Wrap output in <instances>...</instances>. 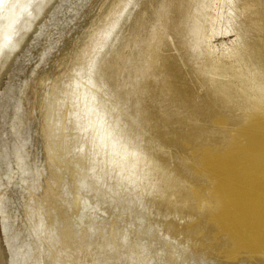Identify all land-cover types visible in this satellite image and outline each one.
<instances>
[{
  "label": "rangeland",
  "instance_id": "1",
  "mask_svg": "<svg viewBox=\"0 0 264 264\" xmlns=\"http://www.w3.org/2000/svg\"><path fill=\"white\" fill-rule=\"evenodd\" d=\"M263 185L264 0H0V264H264Z\"/></svg>",
  "mask_w": 264,
  "mask_h": 264
},
{
  "label": "bare ground",
  "instance_id": "2",
  "mask_svg": "<svg viewBox=\"0 0 264 264\" xmlns=\"http://www.w3.org/2000/svg\"><path fill=\"white\" fill-rule=\"evenodd\" d=\"M127 15H128V17L125 19V21H127V22H134V18L131 17L132 14H127ZM115 32L118 33V34H120V35H122V33L120 32V30H116ZM194 32H195V28L192 26L190 28L189 35L192 37L194 35ZM118 37H119V35H115L113 37V40L115 41ZM102 55H103V53L100 56L98 55L96 57V60H95L94 64L92 65L93 70H90V73L94 74V76H96V72L99 69V67L101 66V62L103 61V56ZM132 55L133 54H131L130 58L132 57ZM106 63H107V61H106ZM106 63L103 66L104 70L107 73L105 76L112 75V72L110 71V69H112V68L110 66H108V63L107 64ZM134 65L137 66V64H134ZM127 66H128V64H127ZM128 68H129V66H128ZM168 70L169 69H167V71ZM113 71L117 74V76H116V78H117L118 77V74H119L118 71H116V70H113ZM164 71H165V68H164ZM167 71H165V72H167ZM224 76H225V74H224ZM143 82H144V85L146 86V83H145V80H144V76H143ZM51 107H52L51 112L52 111H56L57 109H59V106H58L57 103H53L51 105ZM45 127H46V125L43 127L44 132L47 129V127H46V129H45ZM45 134H47V133H45ZM49 167L52 169V171L54 173L55 172V169L57 167V164H56L55 160L54 161H51L49 163ZM59 182H60V177L57 174L52 175V178H51V186H49V188H47L46 191H45V193H44V202H46L48 204L46 206V208H47V210H50V211H53V212H54V210H53V204H52V190L58 186ZM261 188L264 189V187H261ZM63 235H64V231H61L60 236L62 237ZM68 248H69V243H68ZM72 254H73V252L70 255H72ZM44 264H47V263H44Z\"/></svg>",
  "mask_w": 264,
  "mask_h": 264
}]
</instances>
